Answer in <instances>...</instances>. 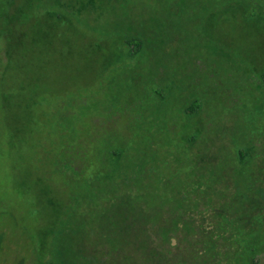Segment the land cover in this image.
<instances>
[{
    "label": "rangeland",
    "instance_id": "1",
    "mask_svg": "<svg viewBox=\"0 0 264 264\" xmlns=\"http://www.w3.org/2000/svg\"><path fill=\"white\" fill-rule=\"evenodd\" d=\"M7 1L0 0V264H38L33 243L40 235L43 242L59 241L46 232L60 221V207H69V187L80 204L94 209L92 229L109 185L119 193L132 191L134 198L143 192L139 199L155 216L157 208L179 213V197L198 188L196 164L209 165V150L228 142L210 122L211 102H202L188 117L180 107L195 89L198 96L224 97L209 90L213 65L178 59L164 73L153 60L125 57L112 28L120 15L117 2L114 12L102 0L94 10L88 4L83 15L51 7V0ZM156 1L141 0L158 16L165 14L161 20L172 28L160 35L162 44L150 40L152 50L184 51L183 39L191 51L203 41L213 46L215 31L205 18L191 9L179 12L180 0ZM18 9L22 12L14 17ZM244 12H239L242 24ZM94 17L100 22L89 19ZM254 20L256 31H250L258 35L264 22L260 15ZM256 35H248L247 45ZM223 118L225 130L230 123ZM187 178L190 187L184 185ZM184 210L194 222L199 219L188 205ZM255 264H264V247Z\"/></svg>",
    "mask_w": 264,
    "mask_h": 264
},
{
    "label": "trees",
    "instance_id": "2",
    "mask_svg": "<svg viewBox=\"0 0 264 264\" xmlns=\"http://www.w3.org/2000/svg\"><path fill=\"white\" fill-rule=\"evenodd\" d=\"M28 1L30 4L31 0ZM98 2L100 0H51V7L84 15L88 4L94 10ZM116 2L120 15L113 19L112 28L117 37L115 45L125 48V57L153 60L157 70L164 73L169 72V64L178 59L202 60L205 65H213L208 73L213 83L208 85L209 90L214 93L220 90L224 97L207 96L205 92L198 96L193 76L192 89L195 90L192 97L184 96L180 107L188 117L197 113L202 102L206 105L211 102L214 112L210 122L228 142L215 152L209 150V165L201 168L196 164L194 169L197 167L199 174L201 172L198 188L188 192V198L179 197L182 202L177 214L173 208L166 211L157 208L159 214L155 216L145 201L139 199L143 192L137 191L134 198L132 191L119 193L116 187L109 185L108 197L101 202L98 224L92 229L94 209L80 204L77 192L69 187V207H60L57 218L58 221L60 217V221H54L51 231L46 232L60 239L45 241V245L40 235V240L33 243L37 263L255 264L258 252L264 247V27L258 30V35L250 30L256 31L254 19L258 15L264 22V0H180L178 11L192 10L193 14L205 18L207 25L214 28L215 42L208 47L210 44L205 45L203 41L191 51L183 39L184 51L158 52L149 47V42L155 39L162 44L160 35L172 28L161 20L166 15L158 16L155 7L141 0H102L112 12ZM136 7L141 10L140 14L135 13ZM21 12L20 9L15 11L14 17ZM239 12L245 13L243 24L239 21ZM211 16L214 19L210 23ZM28 19L29 16L25 22ZM89 19L100 22V17ZM222 24H225L223 28ZM198 29L202 33V28ZM251 33L256 35L250 37L252 46L247 45ZM221 115L230 123V126L224 125L225 130L220 125ZM61 153L64 157L65 149ZM42 159L47 165V155L43 154ZM191 184L192 180L188 179L184 185L190 187ZM51 204L58 207L56 203ZM186 205L188 211L193 210L199 216L197 221L185 214ZM99 234L100 240H97ZM152 234L161 239L152 240ZM171 239L175 241L171 243Z\"/></svg>",
    "mask_w": 264,
    "mask_h": 264
}]
</instances>
